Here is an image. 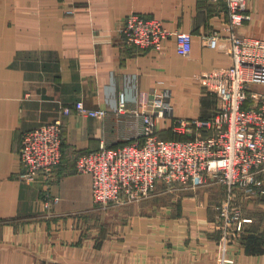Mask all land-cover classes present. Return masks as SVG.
Here are the masks:
<instances>
[{
  "label": "crops",
  "instance_id": "obj_1",
  "mask_svg": "<svg viewBox=\"0 0 264 264\" xmlns=\"http://www.w3.org/2000/svg\"><path fill=\"white\" fill-rule=\"evenodd\" d=\"M247 6L250 20L236 32L264 40V0ZM131 13L190 33V54L180 56L173 37L159 50L127 44L118 29ZM227 21L225 5L210 0H0V264H220L213 208L221 187L159 189L138 206L100 211L75 158L141 140L142 119L132 112L153 114L165 99L172 115L157 126L162 139L175 137V120L209 118L219 101L202 76L228 67L230 57L203 37ZM77 102L105 114L64 117L61 107ZM58 118L63 155L47 211L45 181L18 179V151L22 133ZM236 204L251 222L225 264H264V197L239 194Z\"/></svg>",
  "mask_w": 264,
  "mask_h": 264
},
{
  "label": "built area",
  "instance_id": "obj_2",
  "mask_svg": "<svg viewBox=\"0 0 264 264\" xmlns=\"http://www.w3.org/2000/svg\"><path fill=\"white\" fill-rule=\"evenodd\" d=\"M210 1L223 3L228 16L221 31L203 37L207 46L230 57L228 67L202 76L203 86L216 93L219 107L209 118L175 120L170 126L175 137L169 140L157 134L161 119L172 115L168 99L153 114L134 110L133 115L142 119L141 140L116 147L102 144L95 151L80 153L75 171L90 176L92 202L100 211L149 200L160 186L167 193L221 187L223 198L213 208V228L218 232L220 264H225L227 249L241 243L250 222L241 215L237 195L245 199L264 196V92L253 89L264 88V40L236 32L250 20L248 0ZM118 32L127 44L142 51L159 50L171 37L180 56H188L192 49L190 33L136 13L125 18ZM124 111L121 95L117 113ZM73 112L89 117L105 114L82 102L61 107L64 117ZM62 121L55 119L20 137L18 179L32 183L41 177L45 181L42 207L47 211L56 201L49 195V186L62 161Z\"/></svg>",
  "mask_w": 264,
  "mask_h": 264
},
{
  "label": "rangeland",
  "instance_id": "obj_3",
  "mask_svg": "<svg viewBox=\"0 0 264 264\" xmlns=\"http://www.w3.org/2000/svg\"><path fill=\"white\" fill-rule=\"evenodd\" d=\"M255 91H258V92H261V93H263L264 92V88H261V87H254L253 88ZM161 187V189H162V186H160ZM255 197H260V196H254V197H252V198H255ZM262 197H264V196H262ZM152 199V198H151ZM248 199H251V198H248ZM146 201H148V200H145V201H143V202H146ZM149 201H150V199H149ZM220 201V200H219ZM219 201H217V203L219 202ZM143 202H140V203H135V204H130V205H127V206H122V207H115V208H111V210H113V211H117V212H121L122 211V209H125V208H129V207H135V206H138V205H140L141 203H143ZM163 203H164V201H162ZM216 203V204H217ZM240 208V207H239ZM241 209V208H240ZM247 212H249V213H251L249 210L247 211ZM103 213H107V212H103ZM109 213V212H108ZM241 215H242V209H241ZM243 217V216H242ZM244 219H247V218H245V217H243ZM250 222H251V220H250ZM249 222V223H250ZM249 223H246V225H245V227L247 228V225L249 224ZM246 230V229H245ZM216 232V234H217V238H216V241H217V243H218V232L217 231H215ZM243 240V239H242ZM218 246V245H217ZM218 249L220 250V248H219V246H218Z\"/></svg>",
  "mask_w": 264,
  "mask_h": 264
},
{
  "label": "trees",
  "instance_id": "obj_4",
  "mask_svg": "<svg viewBox=\"0 0 264 264\" xmlns=\"http://www.w3.org/2000/svg\"><path fill=\"white\" fill-rule=\"evenodd\" d=\"M181 138H183V137H181Z\"/></svg>",
  "mask_w": 264,
  "mask_h": 264
}]
</instances>
